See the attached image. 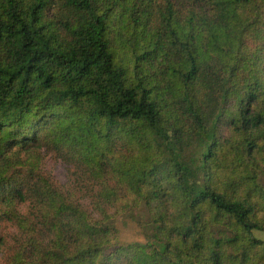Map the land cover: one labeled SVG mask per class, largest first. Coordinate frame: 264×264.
<instances>
[{"label": "trees", "instance_id": "obj_1", "mask_svg": "<svg viewBox=\"0 0 264 264\" xmlns=\"http://www.w3.org/2000/svg\"><path fill=\"white\" fill-rule=\"evenodd\" d=\"M6 222L2 264H264V0H0Z\"/></svg>", "mask_w": 264, "mask_h": 264}, {"label": "rangeland", "instance_id": "obj_2", "mask_svg": "<svg viewBox=\"0 0 264 264\" xmlns=\"http://www.w3.org/2000/svg\"><path fill=\"white\" fill-rule=\"evenodd\" d=\"M42 167L44 172L51 176L58 187L61 189H68L74 187L78 179H81L80 171L75 165L55 151L45 150L43 151ZM20 209L23 212L28 211V204H22ZM118 227L121 230V238L123 241H138L142 240L140 232L135 223L130 220L119 223ZM0 232L3 237H7L11 242L17 235V228L11 223H4ZM253 235L264 240V231H253ZM4 250L0 248V264L4 260Z\"/></svg>", "mask_w": 264, "mask_h": 264}]
</instances>
